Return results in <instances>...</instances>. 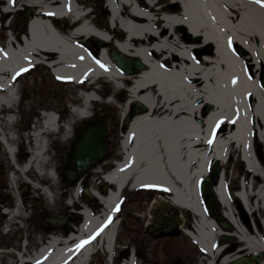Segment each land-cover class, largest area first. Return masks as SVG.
<instances>
[{
	"label": "bare ground",
	"instance_id": "6f19581e",
	"mask_svg": "<svg viewBox=\"0 0 264 264\" xmlns=\"http://www.w3.org/2000/svg\"><path fill=\"white\" fill-rule=\"evenodd\" d=\"M138 1L143 4L142 0ZM145 1L157 4L154 0ZM170 1L173 5L180 3L176 5L178 12L157 8L151 9L152 13H144L131 0H113L110 8L109 4L106 6L110 25L118 29V34L112 35L91 25L88 13L80 11L75 0H27L36 11L26 39L20 45L10 40L0 49L3 52L0 74L5 75L0 77V106L5 108L0 109L1 134L8 141L7 152L18 175L17 183L24 186L29 200L41 194L50 200L49 190L43 185L53 186L56 182L50 147L60 128L59 121L51 113L43 114L38 128L30 130L25 140L16 128V86L9 79L29 65L44 64L55 76L66 79L60 82L68 81L74 86L83 81L94 84L101 77L117 85L123 80L132 82L126 93L119 94L123 105L118 109L121 113L129 110L130 115L132 105L139 104L141 110L129 120L123 137L121 163L115 165L104 180L117 191L128 184L132 191L153 187L170 194L171 204L164 203L160 197L154 198V205L160 203L162 207L155 209L156 215L159 209L165 211L171 207L191 211L199 218L194 234L188 235L208 254V264H213L215 258H219L221 264H228L229 258L220 253V247L213 251L216 238L223 232L210 217L203 215L196 183L204 178L213 161L224 163L232 145L241 151L247 169L264 179L263 170L253 164L246 152L251 127L255 125L259 138H264V88L257 76L251 77L247 71V66L255 70L264 67V0ZM153 17L158 18L156 25ZM65 18L73 23L64 27ZM52 24L64 28L65 35ZM109 35L120 42L107 51ZM93 38L104 45L96 53L86 48ZM196 48V54L206 56L203 63L200 62L202 66L190 58ZM112 50L142 61L144 70L129 76L124 74L109 57ZM159 54L165 57L152 59ZM169 58L177 62L172 66L166 61ZM98 93L95 89L78 92L83 105L72 111L62 125L64 131L58 146L62 147L69 136L71 119L80 115L75 112L87 110L90 102L99 98ZM107 102L117 101L112 96ZM223 125H227L225 133L228 134L224 139L214 135ZM20 146H26L27 153L17 162L15 151ZM24 177L29 184L24 182ZM217 195L226 210L224 216L234 229L231 231L234 238L244 243L249 253L264 251L258 237L247 234L237 220L230 200L225 197L223 178ZM251 196H254V204ZM236 197L242 201L243 210L251 214L263 200V186L255 193H248L243 179L242 190ZM105 198L108 213L98 218L83 210V221L76 232L66 233L61 228L38 232L45 238L44 244L30 256L19 255L20 264H86L98 247L110 253L115 225L107 226L106 220L118 195L113 191ZM21 215L17 205L11 216L20 219ZM25 229L28 232L27 225ZM46 233L66 237H48ZM85 240L89 242L78 248Z\"/></svg>",
	"mask_w": 264,
	"mask_h": 264
},
{
	"label": "flooded vegetation",
	"instance_id": "af4514ba",
	"mask_svg": "<svg viewBox=\"0 0 264 264\" xmlns=\"http://www.w3.org/2000/svg\"><path fill=\"white\" fill-rule=\"evenodd\" d=\"M6 8H8V10H6ZM30 11V5L27 3L23 5L21 0H11L8 4H5L4 1L0 0L1 48H4L9 42L4 35L6 31L7 33H11L13 40L17 42V44H20L21 39L26 37L27 25L31 20ZM24 69H27V71H24ZM259 76V81H261L263 73H259ZM54 80L55 79L49 73L48 67L45 65H29L21 69L15 75L13 83L16 86L15 97L17 99L18 110V119L16 120L17 131L24 127L26 133L29 134L30 130L38 128L39 125H35L33 120L38 115L45 114L52 110L53 106L50 104L49 99L51 98L53 100L54 95L58 100L66 99L64 98L66 93L63 94L62 89L56 90V93L53 92L54 87L50 81L53 82ZM115 100L120 106L122 97L118 94L116 95ZM72 103L73 104L68 106V108L65 107V109L61 107L57 111L61 126L68 121L71 117L72 111H74L71 110L70 107L77 106V102L74 101ZM137 110L138 105H132L129 115V110L126 113H121L119 109H105L96 104L95 108L75 112L80 115L71 119L72 125L69 128V136L62 147L58 146V139L62 135L63 130L61 133L55 135V140L52 141L53 144L50 147V153L53 148H58L59 150H62L61 153H63L60 165L58 163V168H52V170L55 172L56 177L63 183L61 190L63 193L62 215L64 218L63 229L66 233H74L73 231L76 232L77 228L83 221V216L81 214L83 210H86L90 215L98 218L103 214L108 213V210L99 202L98 197L106 199V195L115 189L114 185L104 180V177L114 170L115 165L121 161V149L127 124ZM21 116L23 117V126H21V120H19ZM102 125L105 126L102 134L86 135L87 131L96 132L97 130H100ZM256 129L257 127L254 125L249 132V140L251 142L249 152H251V154L253 153L255 158L257 157L260 161L264 162V159L261 156L264 154V138H262V143L257 140L258 136L255 132ZM225 132V129H222L219 134L222 135L225 134ZM7 143L8 141L6 137L1 134L0 129V260L2 258L11 259L13 255L5 252H10L11 250L18 248L19 246L17 247L16 245H19L22 241H26V236H28L27 240L29 244L33 243L32 237H29V235H33V232L28 227L29 224L25 222V226L27 225L29 228V232H26L25 228L21 229L16 225L18 218H12L11 216L14 215V209L16 207L13 198L14 188L18 186L20 192V185L17 183L18 175L15 172V167L12 165L7 152ZM77 146H103L106 151L94 164L81 170L76 168L71 160L73 149ZM15 153H17L15 159L19 162L27 151H24L19 147L16 149ZM229 153L227 166L230 163L235 166L241 164L237 157L238 153L235 151L233 145L230 147ZM52 154L53 153H51V155ZM230 155L231 157H229ZM59 159L60 158H58L57 161H59ZM224 175L226 176L225 172ZM208 178L210 182L209 189L211 190L216 182L215 172L210 171ZM204 203L207 205L208 214L218 221V218L221 216V209L216 205L210 192H207L205 195ZM117 205H119V211L115 210ZM117 205L113 207L111 211L109 210L110 215L109 217L107 216L108 219L106 220L107 226L115 225L114 232L111 236L112 250L109 255L106 253H103L104 255H102L105 259L111 258V260H115L116 262L126 260L129 257V251H127V248L125 247L126 245H124L125 240L129 239V231L126 228V221L129 219L128 184H126L125 188L122 190ZM208 205L210 206L208 207ZM159 212L160 213H157L158 215L153 213L150 222L146 223V225L140 226L136 233L138 235L143 234L150 241L156 243L153 249H151V255L153 253L157 255V261L152 258L154 264H180L181 261L178 259L180 258V253H177L173 241L180 237L184 239L186 238L181 231V228L192 229V219L189 218L187 212L182 210H180L179 214L172 210ZM108 220L110 222H108ZM175 226L176 229L180 231L179 236L176 238L164 237L156 239L150 235L153 233V230H157L159 233H170L174 230ZM224 238L225 239L223 240L219 238L215 241L213 251H216L215 249L222 245L223 249L220 253L223 256H228L230 264H233L235 261H252V255L245 257L247 254L243 252L244 247L241 243L236 240L228 241L226 237ZM28 242L26 243L28 244ZM152 242H148L146 246H149ZM142 246L144 247L145 245L142 244ZM167 248L173 250L174 253L169 260L163 259L162 261L159 258V253L165 251ZM27 250L30 251L31 248L27 247ZM134 256H136L135 251ZM203 263L204 262H202V264ZM214 264H221L219 258L215 259Z\"/></svg>",
	"mask_w": 264,
	"mask_h": 264
},
{
	"label": "rangeland",
	"instance_id": "374dc122",
	"mask_svg": "<svg viewBox=\"0 0 264 264\" xmlns=\"http://www.w3.org/2000/svg\"><path fill=\"white\" fill-rule=\"evenodd\" d=\"M24 2H22L23 5H25V0H23ZM76 1V6L80 11H84L87 10L88 11V16L87 19L90 22L91 25H95L96 27L100 28L101 31H108L110 34L112 35H117L118 34V29L113 28L111 29V25L109 24V13L108 10L106 9L105 0H75ZM143 3L145 4L146 9L151 10L148 8V4L142 0ZM155 2H157V4H155V7L152 9V11L156 10L157 8H160L161 10H172V11H176L178 12L179 8L176 5H179L180 3H176V4H170V0H154ZM154 5V4H153ZM86 8V9H85ZM30 15L34 16V12L36 11V8L30 6ZM151 12V11H150ZM152 13V12H151ZM154 21L153 24L156 25L158 18L153 17ZM87 21V20H86ZM67 25V22L64 21V27ZM113 26V25H112ZM5 28V25H4ZM64 29V28H63ZM6 30V28H5ZM117 30V31H116ZM7 31L4 33V35L6 36ZM104 47L103 43L100 40H97L95 38L91 39L88 41L86 48L91 49L92 51H94L96 53L97 50L102 49ZM114 47L113 43H109V45H106V49L107 51L110 50V48ZM192 55L194 58H196L199 62H202L200 60V55L196 54L194 51L192 52ZM163 55L159 54V55H155L154 58L155 59H160ZM167 62H169V64H171V62H173V60L171 61V58L166 60ZM177 62V61H175ZM264 68V67H263ZM259 70H255L254 67H248L247 66V71L248 74L251 77H255L258 73L261 74L262 69ZM50 83L53 85L54 87V93H56V90L62 89V93L65 94L66 99H62V100H58L57 97L54 95V99L52 100L51 98L49 99L50 104L53 106L54 110H59V108H68V106H70L71 104H73L72 102H79L80 103V97L78 95L79 91L82 90H88V88H86V86L84 85H78V86H74L72 83L70 82H63V83H59L57 81H53ZM96 84H99L98 87L94 88L96 91L101 92L100 94V98L101 101L99 103V105L105 109H118L119 108V104L118 102L114 103V102H106L105 98L109 95V93L114 90V88L111 85L108 84H102V82H96ZM93 88V86L91 87V89ZM112 89V90H111ZM115 91V90H114ZM61 92V91H60ZM114 92H111V94ZM114 99V98H113ZM52 100V101H51ZM123 103H120V106H122ZM96 105H89V109L91 108H95ZM65 108V109H66ZM64 109V110H65ZM67 111V110H66ZM38 119V118H37ZM40 123V122H39ZM38 125V124H37ZM57 139V138H56ZM62 150L54 149V153L52 154L53 156V165L52 168H58V163L60 165L61 161H62V155L63 153H61ZM262 158L264 159V154L261 155ZM59 159V161H57ZM227 167V168H226ZM223 166V168H226V182H229V187H227L228 189L230 188L232 190V192L234 191V189H238L240 190V180L242 179L241 174L245 173L244 176V180H245V184H249L252 183V192L254 193L259 187L263 186V191H264V180L258 176L253 175L251 172L246 171L244 168V165L242 164H238V166L232 165L231 163L228 166ZM239 174V175H238ZM248 175V176H247ZM26 176V175H25ZM252 177V182L250 180V178ZM26 179H28L26 177ZM209 183H205L204 187L207 190ZM22 187V189L24 190V186L20 185ZM41 187H43L41 185ZM62 187H63V183L61 182L60 179H57V181L53 184V186H51V184L49 183L47 188H48V194L51 195L50 200H47V198H42L40 195L39 197L37 196V200L35 199H31V219H28L26 221H28L29 224V228L31 229V231L33 232V235H29V237L31 236L33 239V243L30 244V248L31 250H27V252H29V254H32L36 248L38 249V247H40L39 245L41 244V242L43 240H41V235L38 234V232L40 233H45L44 229L47 228V231H50L51 228L50 226H47L48 224L47 221L48 220H57V221H62L63 219V215H62V209H63V196H62ZM16 189L18 190L19 187L16 186ZM129 219H127L126 221V228L128 229L129 233V239L125 240L124 245H126L125 247L127 248V251L132 252V250L135 251L136 254V263L135 264H154V261L152 260V258L155 259V261H157V255L156 254H152L151 255V249H153L154 245L156 243H153L152 241H150L146 236L142 235H138L136 233L137 229L140 226L146 225V223L150 222V220L153 217V213H156L155 209H157L160 203H156L154 205V198L157 197L155 196V194L161 195L160 197H165L166 196V192L164 191H159L157 192L156 190L154 191H150V189H144L143 191H137V192H129ZM20 194V193H19ZM28 194L25 191V196H27ZM41 197V198H40ZM254 196H251V203L254 202L253 200ZM166 199V198H164ZM51 201V202H50ZM233 206L235 207V205H238L239 210L241 211V215L243 216L245 223L247 222V224L250 226V222L251 220H249V217L246 215V213L243 211L242 205L240 204L239 200L235 197L233 199ZM22 205H26V203L24 201H22ZM38 206V207H37ZM42 206V207H41ZM52 208H51V207ZM41 207V209H39ZM261 207H263L264 209V197L263 200H261L259 202V205L257 206V210H255L254 215L252 218V221L254 223V226L258 232V234L260 235L261 238H264V210H261ZM223 209V208H222ZM184 214V212H183ZM189 214V218H191V224L193 223V215L191 213ZM23 217H21L20 219V223L18 224H24L22 225V228L25 227V220L22 219ZM57 224V223H56ZM63 224V223H62ZM58 225L57 224V229L61 228L63 229V225ZM252 227V226H251ZM56 229V228H54ZM52 230V232H54L55 230ZM252 229V228H251ZM29 232V230H28ZM249 232V231H248ZM252 233V234H251ZM47 236L50 233H46ZM249 235L254 236L253 232L251 231L249 233ZM42 237H46V235L42 236ZM65 237V236H64ZM186 237V236H185ZM235 239V238H233ZM235 241V240H234ZM239 241V240H237ZM148 242H152L150 243L149 246H146V244ZM241 242V241H239ZM44 243V242H43ZM145 245L144 247L142 246V244ZM242 243V242H241ZM173 244L176 246V250L177 253H180V264H202V262H204L203 264H206V254L198 247L195 245L194 242H192L189 238H177L173 241ZM244 245V243H243ZM18 247V245H16ZM6 247V246H4ZM2 247V248H4ZM33 251V252H32ZM32 252V253H31ZM104 252V249L100 250V253L98 252L94 262L92 264H106V259L104 258V254H102ZM138 253V256H137ZM174 251L171 250L170 248H167L165 251L160 252L159 253V258L160 260L163 261V259L165 260H169L171 258V256L173 255ZM245 253L247 254L245 257H248L250 255H252L253 253H259L261 255V262L257 263V264H264V253H260V252H251L249 253L248 250L245 249ZM209 258V257H208ZM150 260V261H147ZM16 261V260H15ZM14 261V263H15ZM121 261H118V263H120ZM1 264H10L11 263V259L8 258H4L1 262ZM12 264H13V260H12Z\"/></svg>",
	"mask_w": 264,
	"mask_h": 264
},
{
	"label": "water",
	"instance_id": "95a60500",
	"mask_svg": "<svg viewBox=\"0 0 264 264\" xmlns=\"http://www.w3.org/2000/svg\"><path fill=\"white\" fill-rule=\"evenodd\" d=\"M112 61L115 63L116 67L121 70L122 72L126 74H132L134 71H142L145 68V65L139 61L134 60L129 57H126L120 53H117L116 51H111L109 54ZM263 83H264V77H263ZM104 126L101 127L100 130H97L96 132L87 131L86 135H100L104 132ZM105 153V148L103 146L99 147H79L77 146L75 149H73V155H72V163L73 165L78 169H84L90 166L91 164H94L103 154ZM73 175V174H71ZM201 192H205L203 186H201ZM169 204V203H166ZM176 213L178 212L177 208H172ZM219 226L223 229L231 230V227L229 224L225 222H219ZM174 230H177L176 227H174ZM172 231L170 233H159L157 230H153V233L150 235L154 238H161V237H176L179 235V231ZM253 260H259L258 255H253ZM246 264H254V262H249L244 260ZM234 264H243L239 262H235Z\"/></svg>",
	"mask_w": 264,
	"mask_h": 264
},
{
	"label": "snow or ice",
	"instance_id": "6c2138e0",
	"mask_svg": "<svg viewBox=\"0 0 264 264\" xmlns=\"http://www.w3.org/2000/svg\"><path fill=\"white\" fill-rule=\"evenodd\" d=\"M257 2H259V0H257ZM262 6H264V5H262ZM24 71H27V69H24ZM57 79H61L60 77H57ZM116 211H119V205H117V207H116V209H115ZM110 222V221H109ZM102 230V229H101ZM89 241H87V240H85V241H83L80 245H78L77 247L78 248H82L83 246H84V244H87Z\"/></svg>",
	"mask_w": 264,
	"mask_h": 264
}]
</instances>
